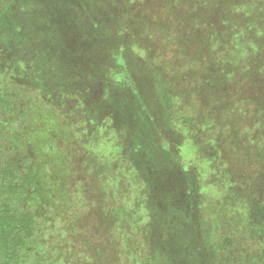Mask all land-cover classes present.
<instances>
[{"label":"rangeland","instance_id":"374dc122","mask_svg":"<svg viewBox=\"0 0 264 264\" xmlns=\"http://www.w3.org/2000/svg\"><path fill=\"white\" fill-rule=\"evenodd\" d=\"M0 216L2 264H264V0H0Z\"/></svg>","mask_w":264,"mask_h":264},{"label":"trees","instance_id":"16d2710c","mask_svg":"<svg viewBox=\"0 0 264 264\" xmlns=\"http://www.w3.org/2000/svg\"><path fill=\"white\" fill-rule=\"evenodd\" d=\"M2 219V216H0V220ZM169 238V237H168ZM172 245V242L171 241H168V243H167V246H163V244H161L158 240H153L152 241V243H151V248H150V250H148L149 252H154L155 254L154 255H157V256H161V255H165V254H167L168 256H170V255H173V254H169V247ZM166 252H168V253H166ZM198 252H201V251H198ZM183 253V252H182ZM195 253H197V252H195ZM231 252L230 251H228V254H230ZM178 254V253H177ZM178 255H190L189 254V251H188V253L186 254L185 252L183 253V254H178ZM241 255H242V253H241ZM244 255V254H243ZM215 256V255H214ZM153 260V261H152ZM152 260H151V262H152V264H160L159 262H158V258L157 259H153L152 258ZM168 260L169 261H171V263H172V259H171V257L170 258H168ZM234 262V264H240V260H235V261H233ZM0 264H2L1 262H0ZM243 264V263H242Z\"/></svg>","mask_w":264,"mask_h":264}]
</instances>
